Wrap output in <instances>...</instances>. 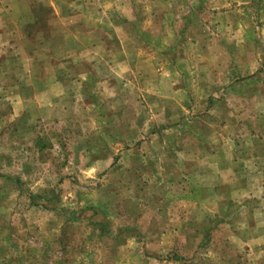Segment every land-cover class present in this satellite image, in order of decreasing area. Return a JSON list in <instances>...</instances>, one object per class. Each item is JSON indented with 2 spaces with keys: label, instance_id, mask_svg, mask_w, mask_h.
<instances>
[{
  "label": "rangeland",
  "instance_id": "rangeland-1",
  "mask_svg": "<svg viewBox=\"0 0 264 264\" xmlns=\"http://www.w3.org/2000/svg\"><path fill=\"white\" fill-rule=\"evenodd\" d=\"M263 198L264 0H0V264H264Z\"/></svg>",
  "mask_w": 264,
  "mask_h": 264
},
{
  "label": "crops",
  "instance_id": "crops-1",
  "mask_svg": "<svg viewBox=\"0 0 264 264\" xmlns=\"http://www.w3.org/2000/svg\"><path fill=\"white\" fill-rule=\"evenodd\" d=\"M74 12H75L74 9L69 10L70 15H73ZM69 26L74 27L75 24L71 23V24H69ZM69 26H68V28H69ZM72 29H74V28H72ZM92 30H93L92 34H94V35L97 32H101L99 29H92ZM78 31L81 32V30H78ZM88 31H91V30H88ZM83 35L88 36V32L82 31V34L80 36H83ZM83 41L84 42H82V44H84L83 45V48L85 49L84 51L88 52V55H90L91 52H98V53H100V55L102 53L103 56H105V54L107 52V46L112 45V43L116 42V41L112 42L110 40H106L104 38V36H102V35H99L98 39L89 38L88 40H83ZM74 42H76V41H74ZM114 45H116V47L119 49H121L122 47H124L126 49V48L130 47V42H129V40L124 39L121 43L116 42ZM87 49H90V50L88 51ZM135 54L136 53H134V55L131 58V60L133 62L135 61V66L131 69L130 73H128L126 75L129 76V74H130L131 76L135 77V75H138L140 73L142 77H146L147 79L153 78L156 74L153 59L150 58L149 55L140 56L139 54L138 55H135ZM85 77H86V75H84L83 77L80 76L78 78L83 79ZM74 78H75V76H74ZM227 196H228L227 200H229V198H232V195H227ZM263 201H264V198H263L261 203H263ZM259 208H260L259 214H262V215H259V219H262V218L264 219V206L260 205ZM262 259H264V255L260 254V261Z\"/></svg>",
  "mask_w": 264,
  "mask_h": 264
}]
</instances>
